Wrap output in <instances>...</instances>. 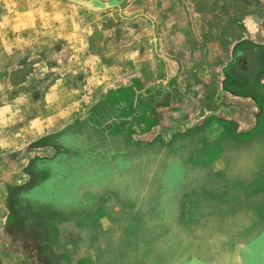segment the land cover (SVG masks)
<instances>
[{
	"label": "rangeland",
	"instance_id": "obj_1",
	"mask_svg": "<svg viewBox=\"0 0 264 264\" xmlns=\"http://www.w3.org/2000/svg\"><path fill=\"white\" fill-rule=\"evenodd\" d=\"M244 45L264 47V0H0V246L22 205L66 236L80 220L115 264H247L264 233V104L241 95L260 90L264 51ZM64 133L71 155L36 175ZM48 174L53 193L29 192Z\"/></svg>",
	"mask_w": 264,
	"mask_h": 264
},
{
	"label": "crops",
	"instance_id": "obj_2",
	"mask_svg": "<svg viewBox=\"0 0 264 264\" xmlns=\"http://www.w3.org/2000/svg\"><path fill=\"white\" fill-rule=\"evenodd\" d=\"M75 221L78 224L68 220L63 222L72 225L74 230V233H68V236L66 235L69 228H59L61 224L52 222L51 217L44 215L33 218L28 223L10 227L3 236L0 256L6 252L12 254L15 259L11 264H115L113 260L102 259V245L106 243L99 245L97 231L86 238L83 224L78 222L80 220ZM54 223L58 225L57 228ZM16 239L19 242L14 246ZM0 264L7 263L2 260Z\"/></svg>",
	"mask_w": 264,
	"mask_h": 264
},
{
	"label": "flooded vegetation",
	"instance_id": "obj_3",
	"mask_svg": "<svg viewBox=\"0 0 264 264\" xmlns=\"http://www.w3.org/2000/svg\"><path fill=\"white\" fill-rule=\"evenodd\" d=\"M243 48H247V49H253V50H258V51H264V47L262 46H252V45H244L242 46ZM243 54L242 48L236 52L235 54V61L230 65V67H228L227 71H229L228 75H232V73L235 70V67L237 66V60L239 59V57H241V55ZM243 60V59H242ZM256 64L258 65H262V61L256 59ZM240 67L243 66L242 63L239 64ZM235 75V74H234ZM233 78H235L236 76H231ZM230 77V78H231ZM262 78H264V72L262 73L261 78L257 81V86L259 87V91L257 94H254L253 92H251L252 90L248 89V87H246L244 89V93H242L243 95H241L242 97L244 96L247 99H254L256 102L258 101L259 105L262 107V105L264 104V83L262 82ZM242 79V78H240ZM245 81V80H244ZM248 84H251L250 80H246ZM255 98H254V97ZM263 108V107H262ZM261 112V111H260ZM262 113L260 115H258L257 117V122H256V130L254 131L255 133L259 130V119H261L260 117H262ZM213 121H207L200 129H198V132H202L204 129L207 130L209 129L210 125H212ZM93 129H100L97 126H92ZM92 130V129H91ZM131 132V129L127 130V134ZM70 135H67V133L64 134H60L57 136H53L50 137L48 139H46L45 141H43L41 143V147H43V149H54V155L52 157H39L34 161V173H36V167L39 166L41 168V172H45L47 168H53V167H57L59 166V162L62 160H65L67 157H69L71 155V148L69 147V144L67 143V138ZM112 139H118V137H114L113 135L111 136ZM109 139V138H108ZM38 173V172H37ZM36 173V175H37ZM37 177V176H36ZM57 182V179H52L50 178V174H48V178L47 179H39L38 177L36 178V180H32L31 183L27 186V188L29 189V192H34L39 190V188L45 187L49 193H53L54 192V185ZM26 187V186H25ZM36 202H39L37 200H35ZM28 206H20V208L18 209V211H16V221L12 222L11 227L18 225L19 223H28L29 221H31L33 218H36L38 216H43L41 213H36L35 211L32 210H26ZM30 211V212H29ZM10 228V227H9ZM16 241V242H15ZM14 241L13 245L17 246V242H19L17 239Z\"/></svg>",
	"mask_w": 264,
	"mask_h": 264
},
{
	"label": "water",
	"instance_id": "obj_4",
	"mask_svg": "<svg viewBox=\"0 0 264 264\" xmlns=\"http://www.w3.org/2000/svg\"><path fill=\"white\" fill-rule=\"evenodd\" d=\"M79 7H82L93 13H100L112 9H121L126 0H113L111 2H103L101 0H64ZM95 3L100 6L96 7ZM244 261L247 264H264V233L253 243L244 248ZM189 264H204L198 260Z\"/></svg>",
	"mask_w": 264,
	"mask_h": 264
},
{
	"label": "bare ground",
	"instance_id": "obj_5",
	"mask_svg": "<svg viewBox=\"0 0 264 264\" xmlns=\"http://www.w3.org/2000/svg\"><path fill=\"white\" fill-rule=\"evenodd\" d=\"M95 6L98 7V6H100V4L99 3H95Z\"/></svg>",
	"mask_w": 264,
	"mask_h": 264
}]
</instances>
